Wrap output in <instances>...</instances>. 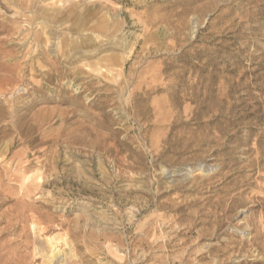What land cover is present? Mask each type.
I'll use <instances>...</instances> for the list:
<instances>
[{
  "label": "rangeland",
  "instance_id": "obj_1",
  "mask_svg": "<svg viewBox=\"0 0 264 264\" xmlns=\"http://www.w3.org/2000/svg\"><path fill=\"white\" fill-rule=\"evenodd\" d=\"M52 237L264 264V0H0V264Z\"/></svg>",
  "mask_w": 264,
  "mask_h": 264
},
{
  "label": "bare ground",
  "instance_id": "obj_2",
  "mask_svg": "<svg viewBox=\"0 0 264 264\" xmlns=\"http://www.w3.org/2000/svg\"><path fill=\"white\" fill-rule=\"evenodd\" d=\"M46 15V14H45ZM50 18H52V15H47ZM48 17H45V18H48ZM49 20L46 21V24H48ZM50 23V22H49ZM5 69V68H4ZM102 68L101 67H98V68H95V70L97 72H99ZM107 72V70H106ZM110 72V71H108ZM27 167V166H26ZM260 236V235H259ZM262 236V235H261ZM56 238V236H55ZM54 237L52 238H48L47 240V244H48V250L47 252L44 254V262H42L43 264H66V262H63L62 261H59V259H61L59 256H60V253H63L62 256H66L67 253H64V252H60L59 249H56V247L54 246L53 242H56V239ZM58 239V238H57ZM56 244V243H55ZM253 246V245H252ZM69 254V253H68ZM65 258V257H64ZM62 258L64 261L66 259ZM67 261V260H66Z\"/></svg>",
  "mask_w": 264,
  "mask_h": 264
}]
</instances>
